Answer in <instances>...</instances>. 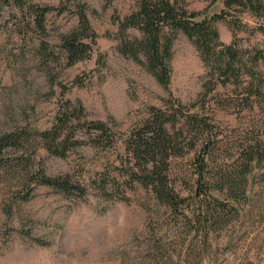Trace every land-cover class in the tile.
Listing matches in <instances>:
<instances>
[{
  "label": "rangeland",
  "instance_id": "rangeland-1",
  "mask_svg": "<svg viewBox=\"0 0 264 264\" xmlns=\"http://www.w3.org/2000/svg\"><path fill=\"white\" fill-rule=\"evenodd\" d=\"M26 1L27 6L35 3L64 10L47 15L44 32L27 23L28 9L24 13L0 4V131L24 128L34 133L24 151L32 160L33 172L70 173L84 181L96 171L113 170L108 160L120 158L119 150L83 145L72 148L67 157H58L35 136L51 129L60 112L70 105L78 108L79 102L85 108L83 121H105L118 136L147 118L153 106L165 107L179 99L203 107L214 113L220 140L214 165L227 167L231 174L242 170L246 146L259 140L263 150L259 163L251 164L245 193L240 191L234 198L212 190L226 200L227 215L212 224L208 244L198 243L200 258L191 250L202 237L193 240L190 248L194 233L187 234L182 224H175L170 212L145 188L129 191L128 201L101 198L94 189L85 197L67 196L43 185L29 195L21 180L0 173V264H264V109L245 108L243 87L220 84L207 94L203 84L208 69L182 32L174 42L168 89L145 65L120 53L115 18L137 9V0ZM187 1L190 10L204 11L209 5V0ZM81 9L96 34L95 48L90 58L68 65L61 35L78 26ZM219 9L218 2L210 12ZM240 10L233 8L230 13L243 19L245 28L235 37L232 15L219 21L222 40L231 43L236 38L243 48L263 44L264 35L256 30L259 20ZM137 31L130 33L139 35ZM194 156L192 151L175 159L178 180L190 170ZM214 199L211 196L209 201Z\"/></svg>",
  "mask_w": 264,
  "mask_h": 264
},
{
  "label": "trees",
  "instance_id": "trees-1",
  "mask_svg": "<svg viewBox=\"0 0 264 264\" xmlns=\"http://www.w3.org/2000/svg\"><path fill=\"white\" fill-rule=\"evenodd\" d=\"M137 1V9L122 19L115 18L120 53L145 65L168 89L173 72L174 42L178 33L182 32L196 46L208 69L203 84L207 94L220 84L224 87H243L245 108L264 109V43L253 48L241 47L236 38L226 43L217 26L219 21L230 19V11L237 8L258 19L256 30L264 35V0H209L204 11L190 10L187 0ZM26 2L0 0V4L16 6L24 13L28 9L31 20L27 23L30 26L35 24L44 32L47 15L54 10L64 12L60 7L35 3L27 6ZM218 2L220 9L210 12ZM78 17V26L61 35V47L68 65L90 58L95 48L96 34L86 11L81 9ZM230 23L235 37L245 28L243 19L238 16L232 15ZM132 29L138 30L139 35H132ZM79 105L78 108L66 107L51 129L35 136L39 135L47 150L58 157H67L68 151L83 145L119 150L120 158L108 160L113 170L96 171L84 181L70 173L48 175L43 169L33 172L29 168L32 160L26 157L24 151L35 138L34 133L16 128L0 131V173L6 174L10 180H21L29 195L36 186L43 185L67 196L85 197L94 189L101 198L128 201L129 191L145 188L157 203L170 212L175 224H182L187 234L194 233L190 248L193 240L199 235L202 237L191 250L195 257L200 258V253L196 252L201 247L198 243L208 244L214 229L212 224L225 220L227 215L226 200L217 198L212 190L234 198L239 197L240 191L245 193L251 164L255 161L259 163L261 159V141L246 146L245 154H242L246 161L241 166L242 170L235 169L231 174L226 172L227 167L216 168L214 165L220 154V140L214 125V113L204 111L203 107L195 108V104L188 106L179 99L169 101L165 107L153 106L147 118L118 136L120 133L105 121H83L81 115L85 108L81 102ZM85 135L89 138L85 139ZM192 151L195 156L190 170L183 180H178L179 174L173 167L175 159ZM187 175L193 179L187 178ZM191 179L193 183L189 181ZM211 196L223 206L222 210L212 204L214 200L209 201ZM192 226L194 232H191Z\"/></svg>",
  "mask_w": 264,
  "mask_h": 264
}]
</instances>
